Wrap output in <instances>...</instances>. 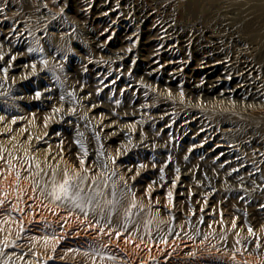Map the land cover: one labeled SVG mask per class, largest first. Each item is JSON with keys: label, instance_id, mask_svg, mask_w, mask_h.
<instances>
[{"label": "rangeland", "instance_id": "rangeland-1", "mask_svg": "<svg viewBox=\"0 0 264 264\" xmlns=\"http://www.w3.org/2000/svg\"><path fill=\"white\" fill-rule=\"evenodd\" d=\"M185 1L0 0V264H264V34Z\"/></svg>", "mask_w": 264, "mask_h": 264}, {"label": "bare ground", "instance_id": "bare-ground-1", "mask_svg": "<svg viewBox=\"0 0 264 264\" xmlns=\"http://www.w3.org/2000/svg\"><path fill=\"white\" fill-rule=\"evenodd\" d=\"M261 1L262 0H230V6H233V7H235L237 10H239V14H238V17H239V21L236 23L237 24V26H238V28H239V30L241 31V30H243L244 32H245V36H247V37H249V39H251V40H254L255 42H257V43H260L259 41H260V39H261V36H262V34H264V28L262 27V25L261 24H258V22H256V20H254V18H251V19H247L246 17H248V15L250 14V12H252V9L254 8V6H258L259 5V2L261 3ZM197 5H195V0H186L185 2H184V12H185V15H186V17L187 18H191V17H195V16H197V14L199 13V10L197 9ZM95 9V8H94ZM105 10V9H104ZM254 11V10H253ZM94 13V12H93ZM249 13V14H248ZM244 16H245V18H244ZM167 23V22H166ZM166 26V25H165ZM163 28V27H162ZM160 30V29H159ZM160 32V31H159ZM170 32V31H169ZM171 33V32H170ZM153 42V41H152ZM144 58V57H143ZM244 65V64H243ZM248 66V65H247ZM253 69V68H252ZM175 71V70H174ZM218 75V74H217ZM220 77V76H219ZM218 77V78H219ZM211 80V79H210ZM245 84V83H244ZM250 85V84H249ZM191 87V86H190ZM263 87V86H262ZM252 92V91H251ZM259 93V92H258ZM259 97V96H258ZM254 103V102H253ZM12 184V183H11ZM28 197V196H27ZM33 199V198H32ZM27 201V200H26ZM25 201V202H26ZM36 202H38V201H36ZM19 205V204H18ZM34 205V204H33ZM32 206V205H31ZM24 207V206H23ZM34 207H36V206H34ZM40 207V206H39ZM44 207V206H43ZM37 208V207H36ZM41 208V207H40ZM30 209V208H29ZM33 209V208H32ZM39 209V208H38ZM42 209V208H41ZM45 211H46V209H45ZM35 212V211H34ZM43 212V211H42ZM41 212V213H42ZM58 212V211H57ZM28 213V212H27ZM36 213V212H35ZM34 213V214H35ZM39 213H40V211H39ZM56 213V212H55ZM33 214V213H32ZM44 214V213H43ZM58 214V213H57ZM61 214V213H60ZM45 215V214H44ZM51 215H53L52 213H51ZM28 216H30V215H28ZM37 216H39V214L37 215ZM41 216L42 215H40V218H41ZM47 216V215H46ZM22 217H24L25 218V216H23L22 215ZM33 217V216H32ZM58 217V216H57ZM57 217H56V219H57ZM27 218H29V217H27ZM35 218V217H34ZM34 218H32V219H34ZM60 218H61V216H60ZM37 219H38V221H39V218L37 217ZM49 219V218H48ZM52 219V218H51ZM66 219V218H65ZM70 219V218H69ZM42 220V219H41ZM61 220V219H60ZM77 220V219H76ZM28 221V220H27ZM32 221V220H31ZM37 221V222H38ZM43 221V220H42ZM49 221H51L50 219H49ZM48 221V222H49ZM63 221H64V219H63ZM62 221V222H63ZM67 221V220H66ZM71 221V220H70ZM52 222V221H51ZM56 222H57V220H56ZM55 222V223H56ZM59 223V222H58ZM80 223V222H79ZM40 224V223H39ZM72 224H73V222H72ZM71 224V225H72ZM89 224V223H88ZM55 225V224H54ZM70 225V224H69ZM71 225H70V227H71ZM73 225H75V223L73 224ZM77 225V224H76ZM33 226H35V225H33ZM37 227V226H36ZM57 227V226H56ZM69 227V226H68ZM76 227V226H75ZM84 227V226H83ZM39 228V227H38ZM47 228V227H46ZM65 228V227H64ZM47 229H49V228H47ZM84 229V228H83ZM90 229V228H89ZM32 230V229H31ZM35 230V229H34ZM59 230V229H58ZM85 230V229H84ZM87 230V229H86ZM72 232H73V236H82L81 235V233H82V231H81V229H73L72 228V230H71ZM92 231V230H91ZM61 232V231H60ZM85 232V231H84ZM90 232V231H89ZM58 233V232H57ZM63 233V232H62ZM71 233V232H70ZM86 233L87 232H85V235H86ZM83 234V233H82ZM89 234V233H88ZM91 234V233H90ZM101 234H103V233H101ZM61 235V234H60ZM71 235V236H72ZM98 235V234H97ZM70 236V237H71ZM88 236V235H87ZM102 236V235H101ZM83 237V236H82ZM86 237V236H85ZM89 237H91V236H89ZM72 238V237H71ZM77 238V237H76ZM85 239V238H84ZM91 239V238H90ZM111 239V238H110ZM88 240V239H87ZM96 240V239H95ZM102 240H105V239H102ZM107 240V239H106ZM52 241H54V240H52ZM80 241V240H79ZM110 241V240H109ZM108 241V242H109ZM112 241V240H111ZM110 241V242H111ZM114 241V240H113ZM112 241V242H113ZM117 241V240H116ZM105 242V241H104ZM123 242V241H122ZM90 243V242H89ZM88 243V244H89ZM99 243V242H98ZM116 243V242H115ZM80 244V243H79ZM95 244V243H94ZM103 244V243H102ZM106 244V243H105ZM120 244V243H119ZM122 244V243H121ZM124 244H126V243H124ZM70 245V244H69ZM74 245V244H73ZM72 245V246H73ZM92 245V244H91ZM108 245V244H107ZM114 245V244H113ZM123 245V244H122ZM130 245V244H129ZM88 246V245H87ZM98 246V245H97ZM100 246V245H99ZM104 245H102L101 247H103ZM109 246V245H108ZM107 246V247H108ZM117 246V245H116ZM124 246V245H123ZM126 246V245H125ZM62 247V246H61ZM120 247V246H119ZM134 247V246H133ZM23 248V247H22ZM82 248V247H81ZM110 248V247H109ZM115 248V247H114ZM123 248V247H122ZM127 248H128V246H127ZM126 248V249H127ZM131 248V247H130ZM129 248V249H130ZM63 249V248H62ZM135 249V248H134ZM26 250H27V248H26ZM112 250V249H111ZM122 250V249H121ZM124 250V249H123ZM137 250V249H136ZM62 251V250H61ZM89 251V250H88ZM134 251V250H133ZM121 252V251H120ZM134 253H136V252H134ZM145 253V252H144ZM149 253V252H148ZM153 253V252H152ZM152 253H150V254H152ZM167 253V252H166ZM44 254V253H43ZM94 254V253H93ZM130 254H131V252H130ZM130 254H129V256H130ZM146 254V253H145ZM159 254V253H158ZM157 254V255H158ZM165 254V253H164ZM46 255V254H45ZM60 256V255H59ZM137 256V255H136ZM145 256V255H144ZM152 256H154V255H152ZM77 258V257H76ZM144 258V257H143ZM134 259H135V257H134ZM137 259V258H136ZM146 259V258H145ZM132 260V259H131ZM131 260H130V262H131ZM139 260V259H138ZM138 260H136V262L138 261ZM160 260V259H159ZM143 262H145L144 261V259L142 260ZM75 264V263H74Z\"/></svg>", "mask_w": 264, "mask_h": 264}, {"label": "snow or ice", "instance_id": "snow-or-ice-1", "mask_svg": "<svg viewBox=\"0 0 264 264\" xmlns=\"http://www.w3.org/2000/svg\"><path fill=\"white\" fill-rule=\"evenodd\" d=\"M44 63H46V61ZM4 71L7 72V69H4ZM37 95H39V93ZM81 148H83V145H81ZM85 155H87L86 151H85ZM81 162H83V161H81ZM81 183H82V181H81ZM82 191H83V189L74 188L72 180L67 177V174H65L64 182L61 185H59V192L57 193V191L54 189L53 195H54L55 199H57V200L71 201L72 203L75 204L76 207H80L81 210L83 211V205L80 203V201L83 199L81 197ZM169 196H171V193H169ZM89 203H91L90 200H89ZM117 235H119V234H117ZM101 258H103V257H101ZM111 258L112 257H109V259H111Z\"/></svg>", "mask_w": 264, "mask_h": 264}]
</instances>
